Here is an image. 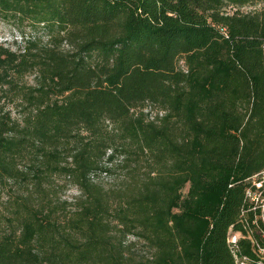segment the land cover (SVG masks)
Returning a JSON list of instances; mask_svg holds the SVG:
<instances>
[{
  "label": "trees",
  "instance_id": "16d2710c",
  "mask_svg": "<svg viewBox=\"0 0 264 264\" xmlns=\"http://www.w3.org/2000/svg\"><path fill=\"white\" fill-rule=\"evenodd\" d=\"M0 21L25 40L0 46V187L21 188L0 264H234L230 228L264 248V214H241L264 170V0H0Z\"/></svg>",
  "mask_w": 264,
  "mask_h": 264
},
{
  "label": "rangeland",
  "instance_id": "374dc122",
  "mask_svg": "<svg viewBox=\"0 0 264 264\" xmlns=\"http://www.w3.org/2000/svg\"><path fill=\"white\" fill-rule=\"evenodd\" d=\"M22 32L26 38L31 35L29 28L23 29ZM37 33H39V36H42L40 31ZM24 41L25 40L22 39L20 31L17 28L0 21V46L15 51L24 46ZM120 177L121 174L118 171L109 173L96 172L91 174L90 180L91 183L100 185L104 190H109L118 183ZM52 181L51 184L53 185V192L56 194V200L59 203L64 202L63 205L67 208V212H69V210H75L80 192L77 191L76 187L71 182L65 179L55 177ZM20 191L21 188L19 184L5 183L0 187V217L4 214L2 208L3 204L9 199H13ZM129 241H133V239H129Z\"/></svg>",
  "mask_w": 264,
  "mask_h": 264
},
{
  "label": "built area",
  "instance_id": "2783aa9c",
  "mask_svg": "<svg viewBox=\"0 0 264 264\" xmlns=\"http://www.w3.org/2000/svg\"><path fill=\"white\" fill-rule=\"evenodd\" d=\"M245 200L249 202L250 207L249 209L242 208V215L253 209H260L261 213L264 214V170L250 178L249 187L245 192ZM228 233L227 245L230 248L234 264H264V248L259 245L249 232L247 236H244L239 231L233 232L230 228ZM240 239L250 241L251 248L256 257H248L241 253L238 244Z\"/></svg>",
  "mask_w": 264,
  "mask_h": 264
}]
</instances>
